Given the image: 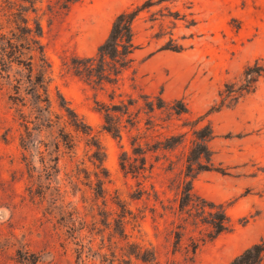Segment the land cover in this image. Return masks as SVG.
<instances>
[{"label": "rangeland", "instance_id": "rangeland-1", "mask_svg": "<svg viewBox=\"0 0 264 264\" xmlns=\"http://www.w3.org/2000/svg\"><path fill=\"white\" fill-rule=\"evenodd\" d=\"M139 2L80 0L53 13L46 10L48 0H39L36 13H27L28 24L40 22L50 104L46 111L37 107L21 66L0 72V264H225L264 239V80L234 106L210 110L225 81L255 58L264 60V0L169 5L194 21L190 27L178 21L172 29V38L184 46L178 52L158 50L167 35L152 38L159 21L149 28L140 14L134 26L140 46L116 85L98 88L74 76L66 66L70 58L91 56L114 16ZM168 26L163 21L164 32ZM139 95L160 96L165 107L145 114ZM129 98L136 101L129 112L137 116L130 125L115 113L114 137L102 129L99 107ZM176 102L185 112L169 109ZM75 118L84 128L71 126ZM204 125L213 135L211 161L221 171L199 172L191 188L223 204L231 228L186 261L182 247L199 236L197 229L187 225L182 246L172 253V216L162 215L153 194L164 204L173 198L181 151L190 146L192 130ZM171 136L181 143L172 151L145 152L142 174L120 169L122 153L132 159L131 147L146 149ZM137 189L144 191L138 198ZM119 206L130 212L123 233ZM134 244L152 249L155 262L130 254Z\"/></svg>", "mask_w": 264, "mask_h": 264}, {"label": "trees", "instance_id": "trees-1", "mask_svg": "<svg viewBox=\"0 0 264 264\" xmlns=\"http://www.w3.org/2000/svg\"><path fill=\"white\" fill-rule=\"evenodd\" d=\"M46 5L48 12L67 11L68 8L80 0H48ZM52 1V3H50ZM179 0H140V2L128 9L119 11L113 18L109 26L106 37L96 46L94 53L88 57H72L67 69L84 83L94 87L102 88L104 85H116L120 80L121 73L125 71L133 62V54L139 48L140 44L134 40V26L140 14H145L144 22L151 23V28L156 21H159L158 31L152 35V38L159 39L167 35V40L162 43L158 50L178 52L184 46L177 39L172 38V29L176 27L178 21H184L186 27L194 25L193 19H187L190 15L173 10L169 5L177 3ZM39 0H2L0 4V72L7 74L12 65L21 66L25 71V81L27 90L37 100V107H44L47 110L50 100L47 92L49 82L47 72L49 63L44 57L40 35L41 27L38 19H33L31 24L26 17L28 12L36 13L35 3ZM163 21L169 26L164 32ZM264 80V60L255 58L252 62L246 64L237 75L225 81L222 87L217 91V103L210 110L219 108H230L234 106L241 98L252 93L258 86L259 82ZM19 80L16 89L18 88ZM59 98H63L58 95ZM143 98L145 114L151 113L154 109L165 107V103L160 96H154L149 100L147 96L139 95ZM109 100L113 95L108 96ZM135 100L129 98L126 103L122 101L119 104H102L99 109L102 110L103 125L102 129L112 134L114 137L119 136L118 123L115 113L126 116V122L133 124L138 111L132 115L129 107L135 104ZM46 105V106H45ZM62 107V105H59ZM185 106L181 102H176L169 107L173 113L178 114L185 112ZM64 111H70L64 108ZM75 117V116H74ZM146 125L150 124L149 118ZM71 126L74 128H84V125L77 118L72 121ZM192 139L190 146L181 151L182 169L179 171V178L175 185L174 196L167 200L168 204L157 198L153 194V200L158 201L162 215L168 213L172 216L170 224L173 227L169 232L173 235L171 252L174 253L182 246L181 240L185 227L194 226L199 236L189 238L188 244L182 247L184 259L192 261L195 251L198 247L206 242L213 240L216 236L226 233L230 230L231 224L225 213V206L220 203L207 200L192 190V179L199 172L209 170L221 171L219 167H214L211 161V151L208 142L212 138V131L209 125L197 127L192 130ZM65 140H70L67 137ZM69 141H65L68 143ZM180 139L171 136L163 142L158 141L156 144L141 149L140 145L131 147L132 159L122 153L119 158V167L125 173L132 175L142 174L146 166L145 152L151 153L161 151H172ZM148 166V172L151 169ZM171 166V164H169ZM170 168V167H169ZM98 189L99 186H97ZM136 198L141 197L143 190H136ZM120 233H123L122 226L125 214L130 212L120 207ZM153 210V208H151ZM132 220H137L132 215ZM203 231V233H201ZM201 234V235H200ZM134 257L139 258L142 262H155V256L152 249L141 248L134 244L130 252ZM225 264H264V239L254 242L240 253L234 255Z\"/></svg>", "mask_w": 264, "mask_h": 264}]
</instances>
